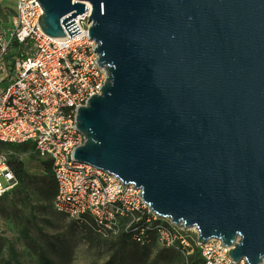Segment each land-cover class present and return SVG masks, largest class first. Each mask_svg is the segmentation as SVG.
Returning <instances> with one entry per match:
<instances>
[{
  "label": "water",
  "instance_id": "obj_1",
  "mask_svg": "<svg viewBox=\"0 0 264 264\" xmlns=\"http://www.w3.org/2000/svg\"><path fill=\"white\" fill-rule=\"evenodd\" d=\"M41 30L89 36L106 80L73 157L234 261L264 258V0H38ZM33 4V2H31Z\"/></svg>",
  "mask_w": 264,
  "mask_h": 264
},
{
  "label": "built area",
  "instance_id": "obj_2",
  "mask_svg": "<svg viewBox=\"0 0 264 264\" xmlns=\"http://www.w3.org/2000/svg\"><path fill=\"white\" fill-rule=\"evenodd\" d=\"M84 5L72 18L79 33L70 37L63 26L66 36L51 37L39 26L38 0H13L12 24L0 22V142H29L36 157L51 161L53 210L101 237L125 232L139 246L179 251L184 264L195 251L202 264H248L234 261L220 240L200 243L195 228L153 212L133 184L73 157L85 140L76 109L101 93L107 77L88 34L91 6ZM0 6L8 7L4 0ZM9 155L0 149V197L17 184Z\"/></svg>",
  "mask_w": 264,
  "mask_h": 264
},
{
  "label": "rangeland",
  "instance_id": "obj_3",
  "mask_svg": "<svg viewBox=\"0 0 264 264\" xmlns=\"http://www.w3.org/2000/svg\"><path fill=\"white\" fill-rule=\"evenodd\" d=\"M0 6V22L12 24V5ZM10 155L22 160L33 179L17 185L0 197V264H184L183 255L175 249L152 244L124 247L93 233L53 210L50 200L36 191V178L44 173L41 160L30 147H11ZM13 250L15 258L9 251ZM193 259V260H192ZM189 262L201 264L193 255ZM261 264H264L262 261Z\"/></svg>",
  "mask_w": 264,
  "mask_h": 264
},
{
  "label": "trees",
  "instance_id": "obj_4",
  "mask_svg": "<svg viewBox=\"0 0 264 264\" xmlns=\"http://www.w3.org/2000/svg\"><path fill=\"white\" fill-rule=\"evenodd\" d=\"M16 146L30 147L31 150H33V145L29 142L22 143V144H12V143L0 142V149H3L5 151H8L9 148L16 147ZM41 162L43 165L44 173L36 178V182H35L36 191L42 199H44V200H50L51 199V201H52V197L54 195L56 185H55V180H54L52 169H51V161L42 159ZM8 163H9L10 168L14 174V177L17 180V185L28 184L29 181L31 179H33L32 175H30L29 173H27L25 171L22 160H20L17 156L9 155ZM2 196H4V195H2ZM113 237L115 239L112 241H111V239H108L110 242H112L111 244H114V245L120 246V247H124V249H126V247L128 246V244L130 242L136 246H139L133 242V240L131 239V237L128 233L120 232ZM102 240L106 241L107 239L103 238ZM151 245H148V246H151ZM148 246H139V247H148ZM9 253L13 258H15V253L13 250H10ZM193 255L194 256L196 255L198 257V259L201 261V258L199 257L198 251H195L190 256V259L193 258ZM3 264H11V263L8 261H4ZM16 264H20V263L16 262ZM190 264H196V263H194V261H192V263H190ZM201 264H202V261H201Z\"/></svg>",
  "mask_w": 264,
  "mask_h": 264
},
{
  "label": "crops",
  "instance_id": "obj_5",
  "mask_svg": "<svg viewBox=\"0 0 264 264\" xmlns=\"http://www.w3.org/2000/svg\"><path fill=\"white\" fill-rule=\"evenodd\" d=\"M4 2L8 5H12L13 6V0H4Z\"/></svg>",
  "mask_w": 264,
  "mask_h": 264
},
{
  "label": "bare ground",
  "instance_id": "obj_6",
  "mask_svg": "<svg viewBox=\"0 0 264 264\" xmlns=\"http://www.w3.org/2000/svg\"><path fill=\"white\" fill-rule=\"evenodd\" d=\"M262 261H264V258H263V260Z\"/></svg>",
  "mask_w": 264,
  "mask_h": 264
}]
</instances>
